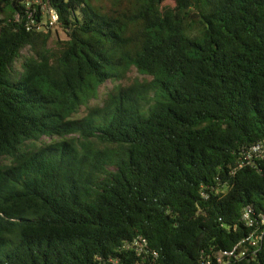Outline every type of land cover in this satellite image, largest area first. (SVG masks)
Returning <instances> with one entry per match:
<instances>
[{
	"label": "trees",
	"instance_id": "16d2710c",
	"mask_svg": "<svg viewBox=\"0 0 264 264\" xmlns=\"http://www.w3.org/2000/svg\"><path fill=\"white\" fill-rule=\"evenodd\" d=\"M45 1L56 29L0 0V264L232 248L264 206V159L235 170L264 139V0Z\"/></svg>",
	"mask_w": 264,
	"mask_h": 264
},
{
	"label": "built area",
	"instance_id": "2783aa9c",
	"mask_svg": "<svg viewBox=\"0 0 264 264\" xmlns=\"http://www.w3.org/2000/svg\"><path fill=\"white\" fill-rule=\"evenodd\" d=\"M21 3L25 8L24 13L22 16L17 13L15 18L17 20L22 19L28 30L58 25L59 14L57 10L45 0H21ZM262 159H264V139L257 141L241 154L235 170ZM241 219L248 228L246 236L232 248L203 250L200 264H231L239 260H252L257 256L264 242V206L256 210L254 206L247 205L243 208ZM120 250L132 252L142 259H146L149 254L154 257L158 256V253L149 247L148 239L142 234H137L132 239L124 241ZM98 264H118V260L113 257L99 258Z\"/></svg>",
	"mask_w": 264,
	"mask_h": 264
},
{
	"label": "rangeland",
	"instance_id": "374dc122",
	"mask_svg": "<svg viewBox=\"0 0 264 264\" xmlns=\"http://www.w3.org/2000/svg\"><path fill=\"white\" fill-rule=\"evenodd\" d=\"M57 27H58V26H55V27H52V28H55V29H56ZM60 34H61L62 37H64L61 31H60ZM133 75H137V73L134 72ZM111 86H112V85H111L110 82H108L107 85L102 86L101 89H100V98H99L98 100H93L92 103L102 102V101H101L102 98L105 97L106 92L108 91V89H109Z\"/></svg>",
	"mask_w": 264,
	"mask_h": 264
}]
</instances>
